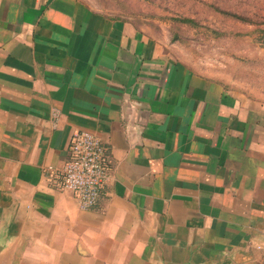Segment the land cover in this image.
Masks as SVG:
<instances>
[{
    "label": "crops",
    "instance_id": "obj_1",
    "mask_svg": "<svg viewBox=\"0 0 264 264\" xmlns=\"http://www.w3.org/2000/svg\"><path fill=\"white\" fill-rule=\"evenodd\" d=\"M177 51L81 0H0V264H264V103ZM78 131L111 169L88 211L45 177Z\"/></svg>",
    "mask_w": 264,
    "mask_h": 264
},
{
    "label": "rangeland",
    "instance_id": "obj_2",
    "mask_svg": "<svg viewBox=\"0 0 264 264\" xmlns=\"http://www.w3.org/2000/svg\"><path fill=\"white\" fill-rule=\"evenodd\" d=\"M132 17L207 78L264 103V0H81Z\"/></svg>",
    "mask_w": 264,
    "mask_h": 264
},
{
    "label": "built area",
    "instance_id": "obj_3",
    "mask_svg": "<svg viewBox=\"0 0 264 264\" xmlns=\"http://www.w3.org/2000/svg\"><path fill=\"white\" fill-rule=\"evenodd\" d=\"M60 113L52 112L54 127L58 125ZM45 177H58V186L74 194L81 210L94 209L111 179L107 149L101 140L88 131H78L70 141V157L59 174L52 167L45 170Z\"/></svg>",
    "mask_w": 264,
    "mask_h": 264
}]
</instances>
